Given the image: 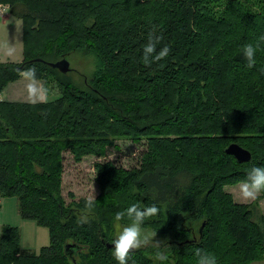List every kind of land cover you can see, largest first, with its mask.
<instances>
[{"label": "trees", "instance_id": "16d2710c", "mask_svg": "<svg viewBox=\"0 0 264 264\" xmlns=\"http://www.w3.org/2000/svg\"><path fill=\"white\" fill-rule=\"evenodd\" d=\"M0 4L20 19L22 34L21 60L0 62V91L34 65L58 93L35 105L0 99V196H14L19 216L48 235L33 251L20 248L15 226H1L0 264H117L109 245L115 214L133 203L159 208L142 226L163 240L135 250L128 264H161L158 250L168 256L164 264H197V248L215 254L217 264L261 258L264 216L254 221L223 186L264 166V44L251 69L241 53L264 35V0ZM153 29L171 52L146 67L142 47ZM75 52L93 61L83 88L48 65ZM118 138L139 146L128 165L94 162L89 198L64 187L68 156L75 163L105 158ZM229 143L247 150L249 160L226 154Z\"/></svg>", "mask_w": 264, "mask_h": 264}, {"label": "rangeland", "instance_id": "374dc122", "mask_svg": "<svg viewBox=\"0 0 264 264\" xmlns=\"http://www.w3.org/2000/svg\"><path fill=\"white\" fill-rule=\"evenodd\" d=\"M7 7V6H6ZM20 24L21 22L13 17H7L3 20L0 18V45H3L6 42L13 43L16 48V54L12 57H9L11 60L20 61L22 58V37L20 34ZM3 51H0V59H4ZM81 55L79 53L69 54L67 60L69 63V71L66 72L67 76L73 81L74 84H77L78 87L83 85V78L81 81L82 75H89L93 69V61L90 57ZM25 82L22 80H17L8 83L2 89L3 98L7 100H27L25 94ZM51 91L49 94V99H53L57 96V90L53 84L46 85ZM113 148H109L108 153H106L105 158L99 157H84L80 162H73L69 159H65V163L69 165V170L64 174L63 184L66 189H71L76 195L83 197H91L96 192V187L93 181L94 170L92 164L94 162H103L105 159L114 160L118 164L128 165L130 163V157H132V151L139 149V146L123 138H118L114 140ZM134 153V152H133ZM66 156V154H64ZM83 176V177H82ZM239 182H234L233 184L224 185L223 189L225 192L229 193L233 201L238 203H245L249 206L252 212V219L257 220L258 216H264V193H262L256 201L244 202L239 198ZM87 212L80 213L79 219H87ZM13 225L18 230V241L21 248H28L33 251L39 249L40 246L47 244L48 235L47 230L44 226L37 225L33 220L22 218L18 214L17 201L14 196H0V227L3 225ZM127 225V224H126ZM126 225H121L126 226ZM197 226V223H194V227ZM146 234L156 233L153 240H163L162 237L158 236V231L153 229L150 226H142ZM117 229L116 226H113V236L115 238ZM162 238V239H161ZM152 242H150L151 244ZM77 260V258H76ZM251 264H264V252L260 259L256 260Z\"/></svg>", "mask_w": 264, "mask_h": 264}, {"label": "clouds", "instance_id": "9594fccd", "mask_svg": "<svg viewBox=\"0 0 264 264\" xmlns=\"http://www.w3.org/2000/svg\"><path fill=\"white\" fill-rule=\"evenodd\" d=\"M163 36L158 35L153 29L148 34L147 42L142 47V62L146 67H151L153 64L165 60L171 48L163 44ZM264 44V35H261L257 41L253 43H245L241 46V53L247 62L249 69L256 65V53ZM162 45V46H161ZM0 51L7 57H12L16 54V48L13 43L6 42L0 45ZM18 75L25 82V94L27 101L33 105L38 103H47L49 99L50 89L42 83L37 76V68L27 66L23 70H18ZM239 198L244 202L256 201L258 197L264 193V166H252L246 172L245 178L239 182ZM95 202V196L86 201V208H91ZM159 208L153 204L151 206H141L139 203H133L125 210L115 214L116 235L112 241V255L117 261V264H128L130 255L142 247L147 246L153 240L156 233L146 234L142 228L145 220L158 215ZM127 218L130 223L126 226H121L120 221ZM81 222H86L82 219ZM163 243V242H162ZM158 249H161V244L155 243ZM197 258V264H217L215 254L208 253L202 249H195L194 253ZM155 259L164 264L168 260V256L162 250L155 253Z\"/></svg>", "mask_w": 264, "mask_h": 264}, {"label": "water", "instance_id": "95a60500", "mask_svg": "<svg viewBox=\"0 0 264 264\" xmlns=\"http://www.w3.org/2000/svg\"><path fill=\"white\" fill-rule=\"evenodd\" d=\"M48 65L52 68H55L60 73H65L69 70L68 60H66V58H63V57L53 62H48ZM224 152L228 155H231L236 161H248L250 158V153L244 148L237 145L236 143H229L224 148ZM109 245H112V243ZM67 246L68 245L64 247L65 251H66Z\"/></svg>", "mask_w": 264, "mask_h": 264}, {"label": "crops", "instance_id": "0c3cea01", "mask_svg": "<svg viewBox=\"0 0 264 264\" xmlns=\"http://www.w3.org/2000/svg\"><path fill=\"white\" fill-rule=\"evenodd\" d=\"M1 6H3V9L0 11V18L3 20L4 18L6 19L7 17H13V16H11L8 12H7V7H5L3 4H0ZM5 7V8H4ZM13 18H15V17H13ZM15 19H17V18H15ZM17 20H19L20 21V19H17ZM21 22V21H20ZM20 34H21V24H20ZM22 35V34H21ZM5 56V55H4ZM21 56H22V51H21ZM21 59V58H20ZM5 61H8V62H18V61H16V60H11L9 57H7V56H5L4 57V59L3 58H1L0 59V62H5ZM17 80H21L20 79V77H18L16 80H14V81H17ZM11 82H13V81H11ZM10 83V82H9ZM8 84V83H7ZM6 84V85H7ZM2 91L3 90H1L0 91V99H4L3 98V93H2ZM5 100H7V99H5ZM9 101H23V102H28L27 100H9ZM20 246V245H19ZM21 248V247H20ZM25 249H28V248H25ZM28 250H31V249H28Z\"/></svg>", "mask_w": 264, "mask_h": 264}, {"label": "built area", "instance_id": "2783aa9c", "mask_svg": "<svg viewBox=\"0 0 264 264\" xmlns=\"http://www.w3.org/2000/svg\"><path fill=\"white\" fill-rule=\"evenodd\" d=\"M4 6L6 7V5H4ZM5 7H4V8H5ZM2 9H3V6L0 5V11H1Z\"/></svg>", "mask_w": 264, "mask_h": 264}]
</instances>
